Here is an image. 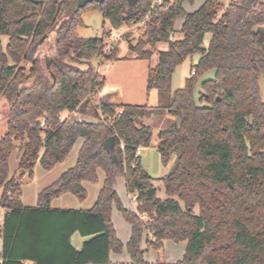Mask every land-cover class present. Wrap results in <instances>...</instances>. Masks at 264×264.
I'll return each instance as SVG.
<instances>
[{"label":"trees","instance_id":"trees-1","mask_svg":"<svg viewBox=\"0 0 264 264\" xmlns=\"http://www.w3.org/2000/svg\"><path fill=\"white\" fill-rule=\"evenodd\" d=\"M72 1L0 0V98L8 105L0 135V264H114L110 253L121 254L124 248L129 264H166L147 263L144 257L166 242L186 243L175 264H264V101L258 87L264 34L256 31L264 27V0H228L226 5L205 0L193 13L183 8L192 0H162L153 9L154 0H139L133 7L105 0L74 15ZM88 8L102 16L100 37L78 36ZM147 14L143 38L127 47L136 60L149 61L158 53L147 78V92L156 91L157 106L98 99L105 80L97 70L122 60L120 42L105 52V40L122 26L140 24ZM177 19L183 21L175 40ZM50 36L52 55L43 65L40 47ZM2 38H7L5 46ZM194 54L197 64L183 88L173 91L175 69ZM210 70L214 78L201 83L196 101L197 78ZM155 109L175 119L157 134L162 164L173 160L160 179L152 178L135 156L152 145L144 119ZM79 139L75 165L38 193L35 206H24L23 177L32 180L37 164L51 171ZM16 149L20 156L10 176L9 159ZM99 170L104 180L91 209L51 207L65 194L83 202V184H96ZM118 179L136 211L123 206L115 190ZM157 182L165 199L157 197ZM113 207L130 226L126 246L111 222ZM144 213L147 220L139 217ZM75 233L86 238L80 250L70 242Z\"/></svg>","mask_w":264,"mask_h":264},{"label":"rangeland","instance_id":"rangeland-1","mask_svg":"<svg viewBox=\"0 0 264 264\" xmlns=\"http://www.w3.org/2000/svg\"><path fill=\"white\" fill-rule=\"evenodd\" d=\"M199 1V0H196ZM226 5L228 0H220ZM188 7L191 4H186ZM193 13V12H192ZM220 14V12H219ZM81 19L84 27L79 28L77 33L78 36L83 38H93L100 37L103 31V19L97 8H88L81 14ZM182 19H177L175 21L174 29H181ZM108 29V25L104 26ZM180 31V30H179ZM111 37H116L117 33H122L119 47H117L119 58L118 60L109 64L108 66L104 65L99 69L103 72L105 76H110V82L114 87H117L121 93L123 92L126 96V104L139 105V106H148L156 107L158 104L157 93L155 90L147 92V78L150 68L155 67L158 59V53L154 52L149 61L146 60H136L133 58V55L129 53L127 43L135 46L137 42L143 38L144 33V24H136L132 26H122L116 31L111 32ZM180 38V33L174 30L173 39L177 40ZM3 46L7 43V38H2ZM52 36L47 40L44 45L40 47L41 53L40 58L42 59V64L45 65L46 60L52 55ZM210 41V34H207L204 38L203 47L206 48ZM118 42H114L111 48L116 47L115 45ZM111 50V49H110ZM108 52V51H107ZM127 58V59H125ZM101 60V59H100ZM99 60V61H100ZM199 60V55L194 54L192 57L187 58L179 65L171 79V88L173 91L183 88L185 80L190 76L191 69L194 65L197 64ZM98 61L93 59L91 65L95 68L97 67ZM82 69H85L86 66H82ZM214 78V71L210 70L203 74L201 77L197 78V83L194 89V96L196 101L198 100L199 92L201 91V83L206 80ZM108 82V79L106 80ZM258 87H259V96L261 100L264 101V75L261 73L258 78ZM8 113V105L5 100L0 101V135L5 132V123L6 116ZM66 114H63L64 118ZM74 116V115H69ZM175 119L169 116L165 111L155 109L152 113H149V116L145 117L144 122L148 123L151 127L153 133L152 145L146 149L141 150V167L151 176V177H163L170 170L173 160L167 165L164 166L160 160V156L156 150V139L159 131L165 130L171 126ZM82 140L79 139L66 158L54 166L51 171H44L38 164L33 170L32 180H26L24 176L22 179L23 183L21 185V200L26 205H33L37 201L38 193L57 180L62 173L72 168L75 165L78 151L81 147ZM19 150H14L9 159V175L13 176L18 165L19 160ZM104 180V175L102 171H98V182L96 184L87 183V197L83 202H78V200L67 194L66 196L69 199H59L54 201V207H89L90 201H93L92 206L94 205L97 196H93V190H97L98 187H102ZM156 186L160 188L157 193V197L160 199H165L164 192L162 190L161 183L157 182ZM115 190L120 198L123 206L130 211L136 210L135 202H131L129 198H133L131 195H127L125 192V187L122 179H118L115 185ZM93 199V200H92ZM134 199V198H133ZM92 208V207H91ZM90 208V209H91ZM80 209V208H78ZM3 210L0 208V223L2 221ZM197 213V209H195ZM111 222L113 224L117 238L121 242L126 243L129 237V225L125 222L122 215L115 209L112 208L111 212ZM186 243L175 244L173 242H166L164 247L160 251L149 250L145 252V259L149 263L162 262L166 264H175L177 261L181 260L185 252ZM141 248L145 250L146 245L145 241L142 242ZM123 264H128L129 256L124 248L121 254H116Z\"/></svg>","mask_w":264,"mask_h":264},{"label":"crops","instance_id":"crops-1","mask_svg":"<svg viewBox=\"0 0 264 264\" xmlns=\"http://www.w3.org/2000/svg\"><path fill=\"white\" fill-rule=\"evenodd\" d=\"M205 0H199V1H196V0H192L191 2H185L184 4H183V8H184V10L187 12V13H192V12H194V11H196L201 5H202V3L204 2ZM187 3H189V4H191V6H187L186 4ZM183 21V20H182ZM181 25H182V22H181ZM175 31H177V32H179V30H180V28L179 29H174ZM6 45V44H5ZM106 66H108V65H106ZM98 71V74L99 75H101V76H103V78H104V80H105V86H104V88H103V90L99 93V98H103L104 100H107L109 103H119V104H126V96H125V94L122 92L121 93V91L117 88V87H114L115 85H112L111 84V82H110V76H105L104 74H103V72L100 70V69H98L97 70ZM108 79V82L106 81ZM0 101H1V98H0ZM134 103H131V105H133ZM133 106H139V105H133ZM68 115H66L65 117H67ZM144 149H146V148H144ZM142 150V149H141ZM158 153V152H157ZM141 156V155H140ZM140 156H139V159H140ZM140 164H141V160H140ZM152 178H154V179H160V178H162V177H152ZM123 183H124V181H123ZM85 184H87V183H84L83 184V186H84V188L87 190V187L85 186ZM125 187V186H124ZM100 189H101V187H98V189L97 190H93V196H94V198H95V196H97L98 195V192L100 191ZM125 192H126V190H125ZM127 193V192H126ZM67 194H65V195H62V196H60V197H58V198H56V199H54L52 202H51V207L52 208H55V209H78V208H80V210H89L91 207H92V202L93 201H90V203H89V207L88 208H86V207H78V208H76V207H71V208H66V207H61V208H58V207H54V201H58L59 199H69L67 196H66ZM127 195H129V194H127ZM93 200V199H92ZM129 200L131 201V202H133L134 201V199L133 198H129ZM22 201V200H21ZM22 204L24 205V206H26V207H32V206H35L36 205V203L35 204H33V205H26V204H24L23 202H22ZM123 204V203H122ZM136 211V210H135ZM3 213H4V211H3ZM2 213V214H3ZM3 216V215H2ZM2 220H3V217H2ZM1 224H2V221H1V223H0V226H1ZM130 226H129V237H130ZM117 236H118V234H117ZM129 237H128V240H129ZM119 239V238H118ZM86 240V238H83V237H81L78 233H75V234H73L72 235V237H71V239H70V242H71V245H72V247L75 249V250H80L81 248H82V245H83V242ZM128 240H127V242H128ZM119 241H120V239H119ZM121 242V241H120ZM127 242L126 243H123V242H121L122 243V245L123 246H126V244H127ZM1 251H2V241H1V238H0V262H1ZM109 260H110V262L111 263H114V264H123L121 261H120V259L116 256V254H113V253H110V255H109ZM145 261H146V259H145ZM130 262V261H129ZM129 262H128V264H129ZM147 262V261H146ZM147 263H149V262H147Z\"/></svg>","mask_w":264,"mask_h":264},{"label":"water","instance_id":"water-1","mask_svg":"<svg viewBox=\"0 0 264 264\" xmlns=\"http://www.w3.org/2000/svg\"><path fill=\"white\" fill-rule=\"evenodd\" d=\"M30 2H37L39 0H27ZM105 0H73L70 4V12L72 15L76 14L84 8L85 6L92 4V3H97V4H102ZM125 1L129 7H133L137 4L139 0H123ZM257 32L264 34V27H258L256 29ZM46 38V36L42 39V41ZM217 101H220V99H217ZM140 164V162H138Z\"/></svg>","mask_w":264,"mask_h":264},{"label":"built area","instance_id":"built-area-1","mask_svg":"<svg viewBox=\"0 0 264 264\" xmlns=\"http://www.w3.org/2000/svg\"><path fill=\"white\" fill-rule=\"evenodd\" d=\"M161 1L162 0H154L152 5H151V9H153L155 7V5H159L161 4ZM149 18V14L146 15L145 19L141 22L144 24L145 26V23L146 21L148 20ZM122 33H117L116 37L112 38V37H109L105 40V52L109 51L111 49V46L112 44H114V42H118L120 40V37H121ZM98 99H99V94H98ZM121 110L117 113L116 117H119V115L121 114ZM141 155V149H138L136 151V157H139ZM140 219L141 220H147L148 216L146 213L142 214V215H139Z\"/></svg>","mask_w":264,"mask_h":264}]
</instances>
